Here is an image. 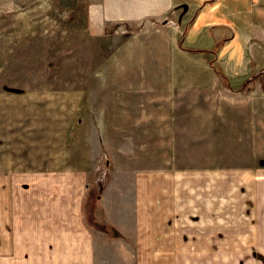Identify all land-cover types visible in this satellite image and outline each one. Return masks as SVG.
<instances>
[{"label":"rangeland","instance_id":"374dc122","mask_svg":"<svg viewBox=\"0 0 264 264\" xmlns=\"http://www.w3.org/2000/svg\"><path fill=\"white\" fill-rule=\"evenodd\" d=\"M87 1L0 0V183L80 173L82 220L113 243L96 264H133L135 173L264 168V0L103 34Z\"/></svg>","mask_w":264,"mask_h":264},{"label":"crops","instance_id":"0c3cea01","mask_svg":"<svg viewBox=\"0 0 264 264\" xmlns=\"http://www.w3.org/2000/svg\"><path fill=\"white\" fill-rule=\"evenodd\" d=\"M87 2L88 21L97 34H103V24L118 22L145 21L144 30H156L157 25L148 23H159L164 29L171 18L222 4V0ZM79 174L44 171L28 179L18 174L1 181L0 264H96L98 246L113 243L103 233L96 242L82 220L85 185ZM131 191L133 264H234V255L264 250V231L250 229L254 219H264V168L138 172ZM233 219H242L235 230Z\"/></svg>","mask_w":264,"mask_h":264}]
</instances>
